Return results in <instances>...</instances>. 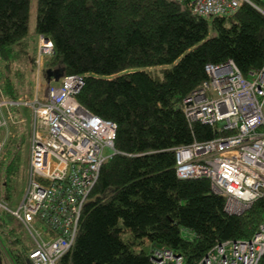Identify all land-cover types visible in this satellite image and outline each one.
Masks as SVG:
<instances>
[{
	"label": "trees",
	"instance_id": "obj_1",
	"mask_svg": "<svg viewBox=\"0 0 264 264\" xmlns=\"http://www.w3.org/2000/svg\"><path fill=\"white\" fill-rule=\"evenodd\" d=\"M28 8L29 0H0L2 96L32 98L43 36L53 53L43 60L42 77L47 69L82 77L77 102L116 125L115 153L102 164L75 241L58 264H151L158 247L196 264L218 243L251 239L264 223V195L243 213L227 214L208 179L177 177L173 150L215 136L206 125L189 124L181 108L207 79L206 64L231 60L244 77L264 66V0H241L232 16L211 18L176 0H37V40L28 36ZM165 65L171 67L160 80L129 71ZM20 110L8 109L0 128V202L9 208L22 195L27 143L23 157L16 128L7 140L3 132ZM2 211L0 264H27L32 244Z\"/></svg>",
	"mask_w": 264,
	"mask_h": 264
},
{
	"label": "built area",
	"instance_id": "obj_2",
	"mask_svg": "<svg viewBox=\"0 0 264 264\" xmlns=\"http://www.w3.org/2000/svg\"><path fill=\"white\" fill-rule=\"evenodd\" d=\"M202 18L230 17L241 0H176ZM247 1L248 0H244ZM52 43L38 37L35 88ZM207 79L182 101L189 124L210 127L214 137L176 147L174 169L180 179H208L224 197V211L239 215L264 195V66L244 77L231 61L206 64ZM84 86L78 75L48 85L43 100H6L0 91V128L10 107L29 111L27 160L22 195L15 207L0 202L31 239L27 264H58L71 249L81 211L102 164L114 153L115 123L76 100ZM4 140H0V150ZM36 223L41 229L36 228ZM264 255V223L249 240L218 243L196 264H258ZM151 264H184L170 250L154 248Z\"/></svg>",
	"mask_w": 264,
	"mask_h": 264
},
{
	"label": "rangeland",
	"instance_id": "obj_3",
	"mask_svg": "<svg viewBox=\"0 0 264 264\" xmlns=\"http://www.w3.org/2000/svg\"><path fill=\"white\" fill-rule=\"evenodd\" d=\"M36 15H37V0H29V8H28V24H27V28H28V36L31 40H37V36L34 35V28H35V19H36ZM170 65H165V66H149V67H134L131 68L129 71H146L147 73H149L154 79L156 80H160L163 76V73L166 69L170 68ZM33 78V77H32ZM33 82V96L31 99H33V97L35 96V94H37L38 98L40 100H43V96L44 93L48 87V83L47 81L41 76L38 79L39 82V87L36 89L35 88V80L32 79ZM21 110L19 112L20 115L17 116V123L16 125L12 124L7 130H5L3 132V136L7 135L8 137L6 138V140L10 137V135L14 134L13 131L16 128L17 130V140L22 142V148L19 152L20 155H22L24 157L25 153H26V143H27V138L26 136H28L29 134V126H28V113L29 111L26 108H22L19 107ZM13 107H10L9 110L12 111ZM25 109V110H24ZM24 121L23 123H20ZM18 125V126H17ZM23 125V126H20ZM5 139V138H4ZM5 140V141H6ZM3 209L0 210V216H3ZM36 228L41 229L40 226L38 225V223H36ZM1 239H4L3 235L0 234ZM23 237L25 239L26 243H32L31 239L29 237V235L24 231L23 232Z\"/></svg>",
	"mask_w": 264,
	"mask_h": 264
},
{
	"label": "water",
	"instance_id": "obj_4",
	"mask_svg": "<svg viewBox=\"0 0 264 264\" xmlns=\"http://www.w3.org/2000/svg\"><path fill=\"white\" fill-rule=\"evenodd\" d=\"M45 76L47 77L46 81L50 83L51 81L58 82L60 78L62 77V74L61 72H59V70L47 69L45 71Z\"/></svg>",
	"mask_w": 264,
	"mask_h": 264
},
{
	"label": "crops",
	"instance_id": "obj_5",
	"mask_svg": "<svg viewBox=\"0 0 264 264\" xmlns=\"http://www.w3.org/2000/svg\"><path fill=\"white\" fill-rule=\"evenodd\" d=\"M48 83V82H47ZM49 85H55V84H53V82L51 81L50 83H48ZM58 84H59V82H58ZM13 123V122H12Z\"/></svg>",
	"mask_w": 264,
	"mask_h": 264
},
{
	"label": "clouds",
	"instance_id": "obj_6",
	"mask_svg": "<svg viewBox=\"0 0 264 264\" xmlns=\"http://www.w3.org/2000/svg\"><path fill=\"white\" fill-rule=\"evenodd\" d=\"M59 82V81H58Z\"/></svg>",
	"mask_w": 264,
	"mask_h": 264
}]
</instances>
